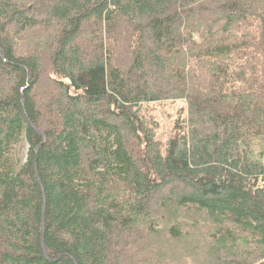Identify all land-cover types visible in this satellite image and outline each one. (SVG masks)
I'll list each match as a JSON object with an SVG mask.
<instances>
[{"label":"trees","instance_id":"trees-1","mask_svg":"<svg viewBox=\"0 0 264 264\" xmlns=\"http://www.w3.org/2000/svg\"><path fill=\"white\" fill-rule=\"evenodd\" d=\"M0 264H264V0H0Z\"/></svg>","mask_w":264,"mask_h":264},{"label":"rangeland","instance_id":"rangeland-1","mask_svg":"<svg viewBox=\"0 0 264 264\" xmlns=\"http://www.w3.org/2000/svg\"><path fill=\"white\" fill-rule=\"evenodd\" d=\"M182 103L177 102L174 104L165 103L163 106L150 105V114L155 116L160 121L161 130H169L171 121L175 118L176 109L181 107ZM172 119V120H171Z\"/></svg>","mask_w":264,"mask_h":264},{"label":"water","instance_id":"water-1","mask_svg":"<svg viewBox=\"0 0 264 264\" xmlns=\"http://www.w3.org/2000/svg\"><path fill=\"white\" fill-rule=\"evenodd\" d=\"M44 202H45V198H44ZM45 206H46V203H44V210H45ZM42 229H43V234H44V216H43V219H42ZM42 246H43V252H44V255L46 256V250H45V247H44V240L42 239Z\"/></svg>","mask_w":264,"mask_h":264}]
</instances>
